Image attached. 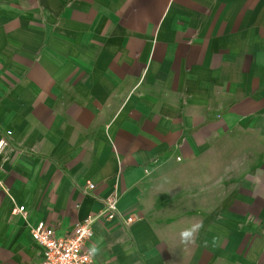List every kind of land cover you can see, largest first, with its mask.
I'll return each mask as SVG.
<instances>
[{
    "label": "crops",
    "instance_id": "crops-1",
    "mask_svg": "<svg viewBox=\"0 0 264 264\" xmlns=\"http://www.w3.org/2000/svg\"><path fill=\"white\" fill-rule=\"evenodd\" d=\"M3 138L0 264L89 217L94 264H264V0H0Z\"/></svg>",
    "mask_w": 264,
    "mask_h": 264
},
{
    "label": "built area",
    "instance_id": "built-area-1",
    "mask_svg": "<svg viewBox=\"0 0 264 264\" xmlns=\"http://www.w3.org/2000/svg\"><path fill=\"white\" fill-rule=\"evenodd\" d=\"M9 132L7 135H11ZM0 147V155L3 154L8 142L5 138ZM93 184L89 189H94ZM119 196L116 193L110 194L105 201V210L102 215L110 221L117 220ZM25 207L15 210L16 214L23 213ZM99 217H89L78 223L75 228L64 236H57L55 230L45 222H40L31 229L33 240L42 248V261L39 264H94V260L85 261L84 256L88 248V243L94 237V223ZM136 221V217L125 218L126 225H131ZM87 230L89 236H81Z\"/></svg>",
    "mask_w": 264,
    "mask_h": 264
},
{
    "label": "clouds",
    "instance_id": "clouds-1",
    "mask_svg": "<svg viewBox=\"0 0 264 264\" xmlns=\"http://www.w3.org/2000/svg\"><path fill=\"white\" fill-rule=\"evenodd\" d=\"M2 145L3 142L0 141V147H2ZM203 227H204L203 222L197 221L191 223L190 226L180 230L179 232L180 243L185 246H190L195 244ZM89 235L90 233L87 230H84L81 233L82 237ZM100 252H101V248L98 246V244L93 243L87 248L86 254L84 256V260L85 261L94 260L100 254Z\"/></svg>",
    "mask_w": 264,
    "mask_h": 264
}]
</instances>
